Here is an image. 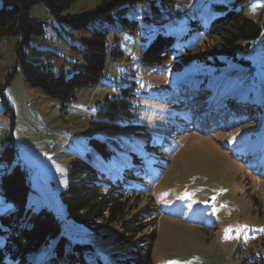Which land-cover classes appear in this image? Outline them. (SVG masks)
Here are the masks:
<instances>
[{
    "label": "rangeland",
    "instance_id": "obj_1",
    "mask_svg": "<svg viewBox=\"0 0 264 264\" xmlns=\"http://www.w3.org/2000/svg\"><path fill=\"white\" fill-rule=\"evenodd\" d=\"M98 2L75 0L62 17L87 14ZM229 12L244 14L261 29L248 48L235 50L254 68L247 71V78V68L223 60L215 51L220 40L207 35L209 25L219 24ZM28 14L44 27L42 36L31 38L28 57L66 78L82 67L81 40L92 29L107 31L109 68L104 82L75 90L65 111L59 101L23 80L15 59L18 39L0 40V88L14 111L12 124L0 97V178L20 166L29 183L25 207L31 212L51 211L59 219L61 236L69 241L66 253L78 256L74 246L81 245L80 264H131V248L152 240L153 264H264L260 259L264 257V176L245 166L257 153V164H264V111L257 113L260 118L254 114L241 121L232 115L244 114L230 105L231 124L226 119L219 127L215 121L223 108L220 96L235 98L241 90L237 87L245 85L244 97L264 105V0H144L124 12L127 23L120 16L110 23L92 17L79 30L57 20L44 4L32 6ZM198 25L204 30L199 31ZM142 32L148 37L143 38ZM158 34L173 37L169 60L141 65L142 52ZM112 49L123 53L115 63L109 57ZM128 52L134 53L132 61ZM185 56L192 59L182 63ZM217 59L224 65L215 71L210 64ZM236 69L242 77H231L230 71ZM131 84L137 127L115 134L92 125L104 102L121 98ZM180 97L185 103L178 102ZM223 126L226 131L221 132ZM10 136L16 156L8 163L2 153L12 145ZM91 139L115 140L111 160L95 151ZM233 143L243 145L245 157L226 150ZM117 154L127 162L122 166L126 188L129 184L135 188L132 194L125 191L132 208L128 231L116 222L93 230L67 218L61 194L71 161L78 157L89 162L107 179L106 186H113ZM131 155L139 158V164ZM15 210L0 189V216ZM0 229L1 247L7 230L1 224ZM54 244L46 248L44 258L51 256Z\"/></svg>",
    "mask_w": 264,
    "mask_h": 264
},
{
    "label": "trees",
    "instance_id": "obj_2",
    "mask_svg": "<svg viewBox=\"0 0 264 264\" xmlns=\"http://www.w3.org/2000/svg\"><path fill=\"white\" fill-rule=\"evenodd\" d=\"M142 1L144 0H99L94 9L87 14L62 17L75 0H1L0 40L4 37H16L18 39L15 47V59L23 80L30 86L39 88L50 98L59 101L62 110L65 111L67 104L75 98V90L99 87L104 82L109 68L106 48L107 31L105 28L92 29L89 31V36L81 40L85 47L81 69H76L69 78H66L63 73L55 75L46 65L35 63L26 53V49H30L31 38L42 36L44 30L42 22L29 17L30 8L37 4H44L49 13L57 20L68 24L72 29L79 30L85 29V19L92 17L110 23L115 16H120V20L127 23V20L122 18L124 12L130 5ZM198 30L202 31L204 28L198 25ZM260 33L261 29L257 23L246 18L244 14L233 12L226 14L219 21V24H211L207 29L209 38L216 37L220 40L219 49L215 50L217 55L223 57V60H230L229 62L233 64L246 67V78L248 76L247 71L251 66L248 62L239 59L235 50L238 49L240 52V50L248 48L251 42L259 38ZM172 44L173 37L170 35H156L142 52L141 65L152 66L169 60L173 51ZM122 54L119 50L112 49L109 57L115 63L118 58L122 59ZM132 57L133 55L130 54L129 58ZM199 57L194 55V59ZM191 59L185 56L182 58V63ZM221 65H224V62H221L220 59L210 64L212 68H215V71H218L216 68ZM261 68H264V63L261 64ZM235 76L242 77V74L237 73ZM133 86L131 84L125 88L121 98L107 99L96 112L98 121L91 124L109 128L115 134L137 127L134 124L137 121L135 120L136 117L134 118L132 114L133 102L136 101L134 92H132ZM0 97L1 103L7 114L10 115L13 124L14 111L7 103L2 88H0ZM245 99L247 97H242L241 101L244 102ZM255 108L256 111L260 110L258 105H255ZM9 140L12 145L8 144L2 154L4 159L11 163L16 156V150L11 136ZM90 141L93 143L95 151L104 160H111L112 153L116 151L115 140L107 139V142H98L91 139ZM107 148L112 152H108ZM131 156L133 157V155ZM132 159L139 164V158L133 157ZM116 170L113 178L117 185L111 186L109 184L106 186L105 181L107 179L93 165L81 158H74L68 168L66 188L61 194V200L66 209V217L93 230H97L102 225L116 222L123 230L128 231L126 223L132 220V208L128 204L131 196L128 195V192L130 194L135 193V188L131 184H129V188H126L125 184L128 180L123 174L124 171L118 172V169ZM0 189L5 200L16 207L15 211L0 216V224L7 230L6 239L3 246L0 247V264H28L26 255L32 252L38 253L37 264H80L79 256L82 255L83 246H74L76 253H79L78 256H71L66 253L65 246L69 241L61 236L59 219L51 211L42 209L39 212H31L25 207L24 201L29 192V183L26 173L20 166H13L9 173L1 176ZM141 219L135 218L138 221ZM138 221L136 222L139 223ZM2 232L0 229V233ZM52 241H55V244L54 249L50 252L51 256L43 259L46 248ZM152 244L153 241L151 240L138 247L135 246V249L131 248V264H153L151 260ZM260 259L263 260L264 257H260Z\"/></svg>",
    "mask_w": 264,
    "mask_h": 264
},
{
    "label": "clouds",
    "instance_id": "obj_3",
    "mask_svg": "<svg viewBox=\"0 0 264 264\" xmlns=\"http://www.w3.org/2000/svg\"><path fill=\"white\" fill-rule=\"evenodd\" d=\"M29 254H30V255H33L34 253L32 252V253H29ZM29 254H28V255H29ZM26 260H27V255H26Z\"/></svg>",
    "mask_w": 264,
    "mask_h": 264
},
{
    "label": "water",
    "instance_id": "obj_4",
    "mask_svg": "<svg viewBox=\"0 0 264 264\" xmlns=\"http://www.w3.org/2000/svg\"><path fill=\"white\" fill-rule=\"evenodd\" d=\"M251 69H253V70H254V68H251ZM251 69H249V70H251Z\"/></svg>",
    "mask_w": 264,
    "mask_h": 264
},
{
    "label": "bare ground",
    "instance_id": "obj_5",
    "mask_svg": "<svg viewBox=\"0 0 264 264\" xmlns=\"http://www.w3.org/2000/svg\"><path fill=\"white\" fill-rule=\"evenodd\" d=\"M131 57V56H130ZM174 95V94H173Z\"/></svg>",
    "mask_w": 264,
    "mask_h": 264
},
{
    "label": "snow or ice",
    "instance_id": "obj_6",
    "mask_svg": "<svg viewBox=\"0 0 264 264\" xmlns=\"http://www.w3.org/2000/svg\"><path fill=\"white\" fill-rule=\"evenodd\" d=\"M170 264H171V262H170Z\"/></svg>",
    "mask_w": 264,
    "mask_h": 264
}]
</instances>
